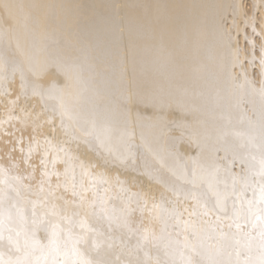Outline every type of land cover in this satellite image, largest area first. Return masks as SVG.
<instances>
[{"label":"bare ground","instance_id":"6f19581e","mask_svg":"<svg viewBox=\"0 0 264 264\" xmlns=\"http://www.w3.org/2000/svg\"><path fill=\"white\" fill-rule=\"evenodd\" d=\"M0 264H264V0H0Z\"/></svg>","mask_w":264,"mask_h":264}]
</instances>
